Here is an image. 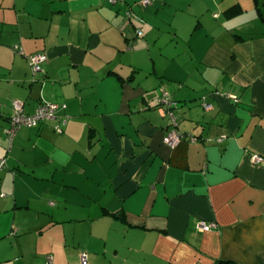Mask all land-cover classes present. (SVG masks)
<instances>
[{
    "label": "crops",
    "instance_id": "0c3cea01",
    "mask_svg": "<svg viewBox=\"0 0 264 264\" xmlns=\"http://www.w3.org/2000/svg\"><path fill=\"white\" fill-rule=\"evenodd\" d=\"M137 1L0 0V264H264V21L253 0ZM13 100L60 107L9 144Z\"/></svg>",
    "mask_w": 264,
    "mask_h": 264
},
{
    "label": "built area",
    "instance_id": "2783aa9c",
    "mask_svg": "<svg viewBox=\"0 0 264 264\" xmlns=\"http://www.w3.org/2000/svg\"><path fill=\"white\" fill-rule=\"evenodd\" d=\"M109 2L113 3L114 0H109ZM151 2L152 0H141V4L144 6L150 4ZM126 16H128V18L133 17L130 11L126 12ZM137 34L141 35V32L138 31ZM46 59V54L42 52L32 53L27 56V61L33 74L38 73L42 70V65L46 61ZM234 99L237 101V98L234 97ZM157 104L166 109V114L169 119V131L164 138V142L167 146L172 148L184 138V135L181 134L177 129V117L174 112V109L176 107L175 102L171 99L169 93H167L166 91H162L161 95L157 99ZM11 107L12 115L9 120V126L4 130L9 144H11L13 137L21 127H39L46 121L52 119L55 116L60 105L54 102L44 101L38 105L34 112L28 113L24 111L21 102H19L18 100H13L11 102ZM61 107L64 108L65 105L62 104ZM203 107L205 109H209L211 107V104L203 103ZM217 141L221 142V138H218ZM250 161L252 163H259L261 161H264V157L254 153L251 154ZM4 165L5 159L0 158V168H3ZM214 227V222H202L199 224V228L203 230H210ZM80 259L82 264H87L85 253L81 254ZM50 261L51 259L50 257H48V261L46 262V264H49Z\"/></svg>",
    "mask_w": 264,
    "mask_h": 264
},
{
    "label": "trees",
    "instance_id": "16d2710c",
    "mask_svg": "<svg viewBox=\"0 0 264 264\" xmlns=\"http://www.w3.org/2000/svg\"><path fill=\"white\" fill-rule=\"evenodd\" d=\"M254 1V5H255V8H256V10H257V12H258V15H259V17H260V19L262 20V21H264V0H253ZM155 2V0H152V2L150 3V4H148V5H151V4H153ZM114 3V2H113ZM148 5H142L141 4V0H139V1H137L136 3H134V5L133 6H135V7H140V8H145V7H147ZM132 6V7H133ZM127 11H130V9H128ZM133 17H136V15H134L133 14ZM137 18H139V17H137ZM133 24V23H132ZM138 31H140L141 32V35H138L137 34V32ZM135 34H136V36L137 37H139V38H141L142 36H143V32L140 30V29H137L136 31H135ZM28 66H29V64H28ZM42 103V102H41ZM158 106H160V105H158ZM161 108H163L164 109V113H165V115L167 116V114H166V109L164 108V107H162V106H160ZM11 117V116H10ZM168 118V117H167ZM9 120H10V118H9ZM177 123H178V121H177ZM44 124V123H43ZM8 126H9V124H8ZM181 134H183V133H181ZM184 135V134H183ZM185 137V136H184ZM218 142V141H217ZM216 264H235L234 262H231V261H224V260H219V261H217L216 262Z\"/></svg>",
    "mask_w": 264,
    "mask_h": 264
},
{
    "label": "rangeland",
    "instance_id": "374dc122",
    "mask_svg": "<svg viewBox=\"0 0 264 264\" xmlns=\"http://www.w3.org/2000/svg\"><path fill=\"white\" fill-rule=\"evenodd\" d=\"M170 2H171V0H170ZM172 3V2H171ZM168 6V5H167ZM172 13H173V11H171ZM177 15V18H179V17H183V18H188V16H189V14H190V9L189 8H185V10H182V11H179V12H175ZM176 16H174V21H175V19H176ZM172 17V16H171ZM135 19H139L140 20V18H135ZM30 128H38V127H30Z\"/></svg>",
    "mask_w": 264,
    "mask_h": 264
},
{
    "label": "water",
    "instance_id": "95a60500",
    "mask_svg": "<svg viewBox=\"0 0 264 264\" xmlns=\"http://www.w3.org/2000/svg\"><path fill=\"white\" fill-rule=\"evenodd\" d=\"M178 124V123H177Z\"/></svg>",
    "mask_w": 264,
    "mask_h": 264
}]
</instances>
